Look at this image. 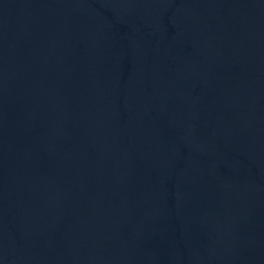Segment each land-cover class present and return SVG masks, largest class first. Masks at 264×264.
<instances>
[{"label": "water", "instance_id": "obj_1", "mask_svg": "<svg viewBox=\"0 0 264 264\" xmlns=\"http://www.w3.org/2000/svg\"><path fill=\"white\" fill-rule=\"evenodd\" d=\"M0 264H264V0H0Z\"/></svg>", "mask_w": 264, "mask_h": 264}]
</instances>
